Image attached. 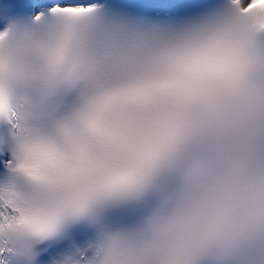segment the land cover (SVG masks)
Listing matches in <instances>:
<instances>
[{"label":"snow or ice","instance_id":"snow-or-ice-1","mask_svg":"<svg viewBox=\"0 0 264 264\" xmlns=\"http://www.w3.org/2000/svg\"><path fill=\"white\" fill-rule=\"evenodd\" d=\"M0 264H264V0H0Z\"/></svg>","mask_w":264,"mask_h":264}]
</instances>
